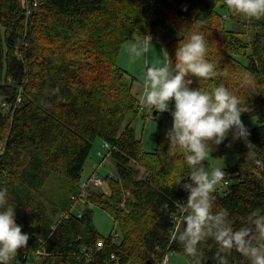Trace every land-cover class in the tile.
<instances>
[{
    "label": "trees",
    "instance_id": "trees-1",
    "mask_svg": "<svg viewBox=\"0 0 264 264\" xmlns=\"http://www.w3.org/2000/svg\"><path fill=\"white\" fill-rule=\"evenodd\" d=\"M239 16L226 0H0V140L6 144L0 187L8 189L16 221L30 237L12 264H158L169 252L185 255L172 233L175 216L182 218L178 201L188 197L176 180L190 167L183 151L168 145L170 111L159 120L155 151L145 150L134 128L147 107L134 92L135 76L118 63L134 33L162 31L168 62L175 63L192 30L205 31L215 74L189 77L192 87L225 85L240 98L242 117L261 122L247 128L256 146L252 157L231 134L215 150L237 159L226 168L229 184L215 190L214 210H227L239 228L251 210L264 208V18L246 17L244 32L227 28V19ZM98 139L109 144L117 171L103 176L106 190L82 186ZM74 195L82 200L81 216L73 212ZM94 206L114 220L107 235L95 225ZM202 251L203 264H218L219 246L210 237ZM223 254L229 264H246L235 250Z\"/></svg>",
    "mask_w": 264,
    "mask_h": 264
},
{
    "label": "clouds",
    "instance_id": "clouds-1",
    "mask_svg": "<svg viewBox=\"0 0 264 264\" xmlns=\"http://www.w3.org/2000/svg\"><path fill=\"white\" fill-rule=\"evenodd\" d=\"M226 4L249 19L264 18V0H226ZM200 23L194 21L197 26ZM153 45L151 34L134 33L127 50L135 59L146 56ZM207 48L205 31L197 27L176 49L175 63L157 62L146 66L144 73L141 103L160 113L170 111L168 145L173 151L182 150L190 167L187 179L176 180L188 197L178 201L183 225L174 226L172 236L182 244L191 264H203L202 242L209 237L219 246L218 264H229L223 253L231 250L239 252L246 264H264V208L251 210L239 228L227 210H214V193L225 170L220 166L206 167L204 162L230 134L233 140L246 142V157L255 154L256 146L248 139L250 132L241 119L244 110L237 95L223 84L211 90L192 87L194 81L189 77L208 78L215 74L214 63L206 58ZM29 239L16 221L8 189L0 187V264H12L18 250L28 246Z\"/></svg>",
    "mask_w": 264,
    "mask_h": 264
},
{
    "label": "rangeland",
    "instance_id": "rangeland-1",
    "mask_svg": "<svg viewBox=\"0 0 264 264\" xmlns=\"http://www.w3.org/2000/svg\"><path fill=\"white\" fill-rule=\"evenodd\" d=\"M246 17L243 15L239 16L237 22L227 19L226 26L230 29H235L241 32L246 30L247 25L245 24ZM162 31L152 32L151 35L153 37V43L150 52L146 56H141L139 58L133 59L129 52L128 46L133 42V40L127 41L121 50L118 63L126 68L131 74H133L136 78V82L134 84V92L137 95L139 101H141V96L143 92V80L144 73L146 72V66H150L157 62L167 61V52L165 50V42L167 41V37L164 34H161ZM164 33V32H163ZM155 56L156 58H153ZM168 62V61H167ZM143 104V103H142ZM143 106H146L143 104ZM147 107V110H140L137 114L136 119L133 122L134 128L137 132V135L142 139L145 150L147 151H155L157 147V129L159 126V120L163 118L164 113H157V110L152 113H148L151 111V107ZM134 116L133 112L127 114L125 118V124L130 123ZM242 121L244 122L247 128H252L261 124L258 118H244L241 116ZM109 147L105 146V143L98 139L93 147V151L91 152L90 157L85 164L83 170V179L89 178V176L93 173L100 176H105L108 173L111 174L116 172V166L109 154ZM236 156L230 150L225 153V155L221 156L217 152L213 151L210 154L208 160L204 162L206 167H216L220 166L225 170V177L229 178V174L226 172V168L231 166L235 161ZM96 167H99L98 171H96ZM143 169L141 167H137V176H142ZM225 187L223 180L220 184L217 185L216 188ZM106 190V185H105ZM84 208L81 204H76L73 210L77 213V211H82ZM94 209V222L99 230V232L103 235H107L114 227V220L112 216L102 208L97 206L93 207ZM179 225L182 227L183 221L180 218ZM208 238H205L207 240ZM169 264H191V261L183 254L174 253L171 255Z\"/></svg>",
    "mask_w": 264,
    "mask_h": 264
},
{
    "label": "built area",
    "instance_id": "built-area-1",
    "mask_svg": "<svg viewBox=\"0 0 264 264\" xmlns=\"http://www.w3.org/2000/svg\"><path fill=\"white\" fill-rule=\"evenodd\" d=\"M18 101H20L19 98H18ZM3 105H4V107H7L8 108V105L7 104L4 103ZM105 146L110 147L108 143H105ZM5 150H6V144H5L4 141H1L0 140V155H2L5 152ZM257 164H258V166L260 168H262L260 162H257ZM116 172L111 173L110 176H116ZM223 182L225 184H229V178L223 179ZM91 185L96 186L98 188H101L102 190H105V181H104V178L102 176H100V175H96L95 173H93L92 175H90L89 178H86V179H83L82 180V186H83V188H87L88 186H91ZM83 195H84V192H83ZM73 199H77V203L76 204H81L82 205V200L81 199L78 200V198H77L76 195L73 196ZM76 204L73 205V208L76 206ZM73 212H75V211L73 210ZM76 214H78L79 216H81L82 215V211H77ZM68 217H69V215H67V213L66 214H63L62 213L61 214V218H68ZM175 219L177 221L176 225H179L180 215H176L175 216ZM116 236H118V234ZM103 245H104L103 239H99L98 242H97V248L100 249L101 247H103ZM41 253H43V252L37 251L36 255L41 254ZM173 254H174L173 252H169V253H167L165 255V257H167V264H169L171 255H173ZM26 257H27V254L25 255V258ZM165 257L158 264H164ZM31 264H34V263H31Z\"/></svg>",
    "mask_w": 264,
    "mask_h": 264
},
{
    "label": "crops",
    "instance_id": "crops-1",
    "mask_svg": "<svg viewBox=\"0 0 264 264\" xmlns=\"http://www.w3.org/2000/svg\"><path fill=\"white\" fill-rule=\"evenodd\" d=\"M153 58H156L155 56H153ZM168 61V59H167ZM99 167H96V171H98ZM142 174H143V171H142ZM92 175V174H91Z\"/></svg>",
    "mask_w": 264,
    "mask_h": 264
}]
</instances>
